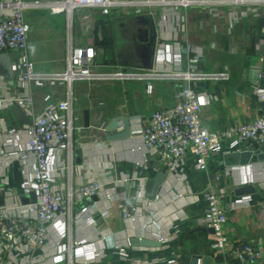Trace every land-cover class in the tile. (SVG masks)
<instances>
[{
  "label": "crops",
  "instance_id": "0c3cea01",
  "mask_svg": "<svg viewBox=\"0 0 264 264\" xmlns=\"http://www.w3.org/2000/svg\"><path fill=\"white\" fill-rule=\"evenodd\" d=\"M230 14L229 6L221 9L219 15L208 8L192 7L182 10L178 19L164 16L159 7L130 12L125 8H96L75 13L74 44L94 46L93 68L107 76L74 81L71 85L76 97L75 122L83 130L75 134L72 159L67 152L52 158L53 185L57 191L65 192L70 186L98 181L104 192L96 199H85L71 215L59 216L50 224L45 247L34 253L40 264H53L51 258L70 243L71 258L61 264H192L194 257H200L201 264L202 257H209L210 264H264V146L254 150L247 165L226 160L246 145L225 143L223 151L210 155L208 171L195 170L192 155L171 170L154 152L135 148L141 143V131L150 115L174 105L184 83L144 76L114 78L123 70L142 74L158 67L186 68L188 54H199L196 67L199 72L227 69L230 73L227 81L211 78L193 81L201 95V115L207 128L225 129L254 120L264 108V102L257 96V89H264L258 77L264 71L260 62L264 53L261 33L264 13L259 18L250 15L239 21ZM146 17L151 18L157 32L156 54L150 69L142 67L138 55L147 36ZM25 18L31 25L28 54L36 72H64L66 13L29 7ZM9 55L12 74L0 64V205L11 204L18 198L23 203V196L33 194L26 192L33 182L35 165L27 146V124L17 119L13 107L18 104L12 101L31 92L36 109L42 111L49 101L63 99L68 90L67 83L61 81L22 83L18 72L13 70L19 55L17 52ZM126 116L131 136L109 140L110 123ZM14 161L21 164V181L14 179ZM161 171L167 177L151 198L154 179ZM217 174L221 176L214 186L222 196L228 216L225 233L236 244L244 242L259 248L263 257L256 263L232 258L210 247L212 233L205 225L203 194ZM246 185H253L256 192L238 196L236 190ZM127 196L140 207L138 227L134 229L120 213ZM161 237L167 241L162 242ZM133 238L156 241L158 245L141 246L133 243ZM30 258L26 247L8 250L0 242V264H28Z\"/></svg>",
  "mask_w": 264,
  "mask_h": 264
},
{
  "label": "built area",
  "instance_id": "2783aa9c",
  "mask_svg": "<svg viewBox=\"0 0 264 264\" xmlns=\"http://www.w3.org/2000/svg\"><path fill=\"white\" fill-rule=\"evenodd\" d=\"M230 7V16L236 21L247 16L262 17L264 0H0V54L17 52L18 61L13 70L18 72L22 83L32 82L42 84L43 81H61L68 85L63 99L49 101L42 111H38L31 92L17 97L12 102L20 105L29 119L26 126L28 136V151L33 157L34 179L26 192L36 195L35 202L23 204L18 197L16 202L0 205V242L6 249L23 246L30 252L28 264H40L35 255L37 249L45 247L49 237L50 224L59 216L71 215L73 209L85 199H92L103 194L104 186L98 181H88L78 186H70L61 192L54 188V175L51 165L53 157L67 152L70 159L74 149L76 132L83 128L75 122L76 97L71 87L74 81L102 79L107 73L96 71L94 46H76L74 44V15L78 10L101 8L114 10L118 8L141 11L142 8H160L164 16H176L182 10L192 7L208 8L216 15L224 7ZM29 7H47L53 13L67 15V68L62 73L44 74L36 72L35 63L28 54V39L31 25L25 18V10ZM243 9V10H241ZM152 14V13H151ZM264 34V26L261 27ZM264 45V41H262ZM199 54H188L186 68L158 67L152 72H117L114 78L129 79L151 77L153 79H173L181 83H193L197 79H216L227 81L230 73L227 69L215 73H201L197 64ZM264 63V53L260 57ZM109 76V74H108ZM112 76V75H111ZM264 80V71L258 75ZM109 78V77H108ZM258 100L264 102V89H257ZM202 99L195 88L181 86L177 102L169 107L154 111L141 131V143L136 151L154 152L157 159L165 162L171 170L182 163L187 155L194 157V168L206 172L209 168V157L213 153L223 151L224 144H245V149L255 150L264 146V108L252 121L232 124L225 129L210 130L202 119ZM118 129H123L121 125ZM220 174L214 176L203 194L206 202L205 225L212 228L210 247L218 253L226 254L240 260H250L256 263L263 257L262 251L251 244L235 243L226 233L228 222L226 210L222 206V196L215 189L214 181L220 179ZM122 219L131 228L138 227L140 207L127 196L120 207ZM142 227H146L143 225ZM162 242L167 241L161 237ZM73 244L70 243L51 261L61 264L71 258ZM70 260V259H69ZM201 264V260L199 261Z\"/></svg>",
  "mask_w": 264,
  "mask_h": 264
},
{
  "label": "water",
  "instance_id": "95a60500",
  "mask_svg": "<svg viewBox=\"0 0 264 264\" xmlns=\"http://www.w3.org/2000/svg\"><path fill=\"white\" fill-rule=\"evenodd\" d=\"M146 25H147V36L144 40V44L139 48L138 55L142 59V67L144 69H150L153 66V61L156 54V44H157V32H156V26L151 20V18H145ZM110 24V22H107ZM99 39V36H98ZM0 64H2L5 68H7L9 74H12V62L9 54H0ZM263 69H264V63H263ZM264 83V80H263ZM184 87L187 88H194L193 83H184ZM13 112L15 113L17 119L24 124H29V119L24 113V111L18 106L15 105L13 107ZM86 119L88 126V112H86ZM123 125L122 131H117L118 128ZM111 131H114V133H111ZM108 139L111 141L114 140H121L126 139L131 136V127H130V120L126 117H118L114 119L110 125L108 126ZM254 156V150H248V151H236L226 157V160L228 163H233L235 165H247L251 162ZM13 172H14V179L16 181H21L23 179V174L21 170V164L19 161H14L13 163ZM167 177L166 172L161 171L158 173V175L154 179V183L152 186V191L149 195V197H155L157 190L162 185V183L165 181ZM256 192V188L253 185H246L243 187H240L236 190V194L238 196H244L248 194H252ZM97 197H93V199H96ZM36 195L33 193L30 197L23 196L22 201L23 203H29V202H35ZM91 200V199H89ZM209 231L211 233H214L212 228H209ZM133 243H136L141 246L145 247H154L158 245V242L143 239L140 241L139 238H133ZM201 260L200 257H194L192 264H199V261ZM202 264H210V258L209 257H202Z\"/></svg>",
  "mask_w": 264,
  "mask_h": 264
},
{
  "label": "rangeland",
  "instance_id": "374dc122",
  "mask_svg": "<svg viewBox=\"0 0 264 264\" xmlns=\"http://www.w3.org/2000/svg\"><path fill=\"white\" fill-rule=\"evenodd\" d=\"M126 71V70H125ZM125 71L123 70V72L122 73H125ZM128 71H130V70H128Z\"/></svg>",
  "mask_w": 264,
  "mask_h": 264
}]
</instances>
